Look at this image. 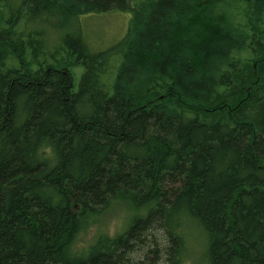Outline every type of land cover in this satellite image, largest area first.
<instances>
[{"label": "trees", "instance_id": "1", "mask_svg": "<svg viewBox=\"0 0 264 264\" xmlns=\"http://www.w3.org/2000/svg\"><path fill=\"white\" fill-rule=\"evenodd\" d=\"M114 11L98 53L27 28ZM188 228L204 264H264V0H0V264H186Z\"/></svg>", "mask_w": 264, "mask_h": 264}, {"label": "rangeland", "instance_id": "2", "mask_svg": "<svg viewBox=\"0 0 264 264\" xmlns=\"http://www.w3.org/2000/svg\"><path fill=\"white\" fill-rule=\"evenodd\" d=\"M134 2L135 0H133V4ZM20 4L17 2L16 7L18 8ZM229 12L228 15L231 17H233L232 14L239 13L235 8H230ZM131 19L130 13L114 11L106 14L85 15L75 21V25L73 26H63L60 20L51 19L46 22H34L37 26L31 23L27 28L30 30L29 32L36 31L40 33L43 45L47 46L50 52H54L59 47H66L63 43L64 38L68 33H74L75 37H82V40L91 52L98 53L110 49L114 43L119 42L124 37ZM235 19L238 20L237 17ZM39 24L40 26H38ZM63 48H61V52H65ZM73 72L77 74L76 82L78 84L82 70L75 68ZM132 215L133 211L126 205L114 204L109 211L92 220L87 228L80 233L75 244V251L78 253L87 252L89 247L100 236L116 237L125 230ZM186 239V264H204L206 261V258H204L205 237L202 235V232L188 228ZM157 264L165 263L160 260L157 261Z\"/></svg>", "mask_w": 264, "mask_h": 264}, {"label": "bare ground", "instance_id": "3", "mask_svg": "<svg viewBox=\"0 0 264 264\" xmlns=\"http://www.w3.org/2000/svg\"><path fill=\"white\" fill-rule=\"evenodd\" d=\"M91 54V53H90Z\"/></svg>", "mask_w": 264, "mask_h": 264}]
</instances>
